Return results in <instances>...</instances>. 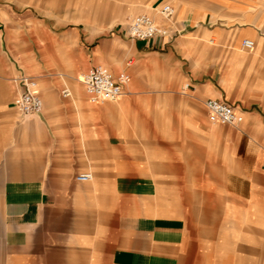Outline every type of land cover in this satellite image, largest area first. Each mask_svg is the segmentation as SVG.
<instances>
[{
    "label": "crops",
    "instance_id": "obj_1",
    "mask_svg": "<svg viewBox=\"0 0 264 264\" xmlns=\"http://www.w3.org/2000/svg\"><path fill=\"white\" fill-rule=\"evenodd\" d=\"M166 4L167 37L128 38ZM120 23L119 100L49 75L19 115L17 65L44 63L22 49L71 48L73 74L80 33ZM0 27V264H264V0H0ZM209 99L243 122L211 124Z\"/></svg>",
    "mask_w": 264,
    "mask_h": 264
},
{
    "label": "built area",
    "instance_id": "obj_2",
    "mask_svg": "<svg viewBox=\"0 0 264 264\" xmlns=\"http://www.w3.org/2000/svg\"><path fill=\"white\" fill-rule=\"evenodd\" d=\"M174 13L173 7L166 4L155 10L157 19L146 14L134 16L127 24L128 38L131 41H149L157 37H167L169 30L165 24L170 22ZM242 46L245 50H252L253 43L246 40ZM81 77L80 82L84 92L93 104L116 102L122 97L125 86L130 82L129 74H121L115 77L108 68L100 65L91 67ZM20 83L23 92L15 103L19 115L25 119L41 114L43 103L38 93L37 82L24 76L20 79ZM62 95L68 97L70 93L65 89L62 91ZM204 106L211 124L236 127L243 122V114L222 101L209 99L204 103ZM83 177L88 180L91 179L90 174Z\"/></svg>",
    "mask_w": 264,
    "mask_h": 264
},
{
    "label": "rangeland",
    "instance_id": "obj_3",
    "mask_svg": "<svg viewBox=\"0 0 264 264\" xmlns=\"http://www.w3.org/2000/svg\"><path fill=\"white\" fill-rule=\"evenodd\" d=\"M120 2L119 5L123 3ZM150 16L155 17L154 15ZM121 23L118 27H116V24H110V26H108V28H105L102 32L80 33L82 42L86 43V47L80 48L82 53L86 56V62L79 63L78 58H75V60H73V62H75L72 64H75L77 69L73 74L70 73L71 63L69 58V53L72 51V49L63 47H52L48 45L50 44V40L47 41L45 39H43L45 41L41 42L45 44V46H43L42 44L43 47L41 48L28 47V49L26 50L22 49L24 52L26 51V53H28L29 55H33V53H35L38 61H44V63H40L42 70H40V73L34 74L29 72V69H23L20 65L17 66L20 67V69L24 70L27 75L34 77L39 86L40 79L42 77H48L49 75H53L56 77L55 80L61 82L60 85H64V83H66L68 88H70L68 83L75 84V78L79 75H83L89 69L90 64L92 63L91 61L93 60L96 63L95 65L105 66L112 72L122 68L123 70H117L115 72L122 73V71L127 68V60L131 57V46L124 39V37H119L120 34H118L117 31L121 29V27H125L128 22H123V26L121 25ZM24 34L27 35L29 33ZM41 50L44 51V56H40L39 52ZM96 58H99L100 60H95ZM80 88L82 89L83 87Z\"/></svg>",
    "mask_w": 264,
    "mask_h": 264
},
{
    "label": "bare ground",
    "instance_id": "obj_4",
    "mask_svg": "<svg viewBox=\"0 0 264 264\" xmlns=\"http://www.w3.org/2000/svg\"><path fill=\"white\" fill-rule=\"evenodd\" d=\"M82 77L79 75V82L81 81Z\"/></svg>",
    "mask_w": 264,
    "mask_h": 264
}]
</instances>
